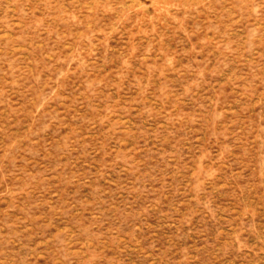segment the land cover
Returning <instances> with one entry per match:
<instances>
[{"label":"rangeland","instance_id":"1","mask_svg":"<svg viewBox=\"0 0 264 264\" xmlns=\"http://www.w3.org/2000/svg\"><path fill=\"white\" fill-rule=\"evenodd\" d=\"M0 264H264V0H0Z\"/></svg>","mask_w":264,"mask_h":264}]
</instances>
